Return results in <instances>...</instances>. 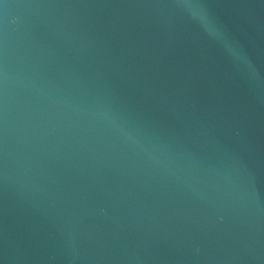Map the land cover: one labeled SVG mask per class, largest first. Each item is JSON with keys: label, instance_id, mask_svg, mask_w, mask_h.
Returning a JSON list of instances; mask_svg holds the SVG:
<instances>
[{"label": "water", "instance_id": "water-1", "mask_svg": "<svg viewBox=\"0 0 264 264\" xmlns=\"http://www.w3.org/2000/svg\"><path fill=\"white\" fill-rule=\"evenodd\" d=\"M0 264H264V0H0Z\"/></svg>", "mask_w": 264, "mask_h": 264}]
</instances>
